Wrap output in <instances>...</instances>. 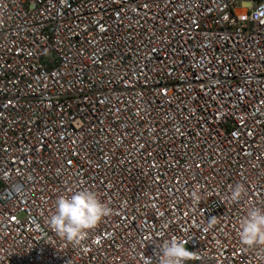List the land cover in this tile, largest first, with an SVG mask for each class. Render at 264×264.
Listing matches in <instances>:
<instances>
[{"label": "built area", "instance_id": "obj_1", "mask_svg": "<svg viewBox=\"0 0 264 264\" xmlns=\"http://www.w3.org/2000/svg\"><path fill=\"white\" fill-rule=\"evenodd\" d=\"M82 189L113 213L74 245L48 220ZM250 205L264 0H0V264H157L171 238L186 264H264Z\"/></svg>", "mask_w": 264, "mask_h": 264}, {"label": "clouds", "instance_id": "obj_2", "mask_svg": "<svg viewBox=\"0 0 264 264\" xmlns=\"http://www.w3.org/2000/svg\"><path fill=\"white\" fill-rule=\"evenodd\" d=\"M247 195V187L238 183L230 189L226 199L229 203H237ZM112 213L109 204L102 202L95 192L82 189L58 197L48 223L60 238L81 245L89 232ZM238 238L246 249L264 250V207H248L246 215L239 221ZM187 243L177 238L163 241L157 252V264H186L193 255L186 247Z\"/></svg>", "mask_w": 264, "mask_h": 264}]
</instances>
